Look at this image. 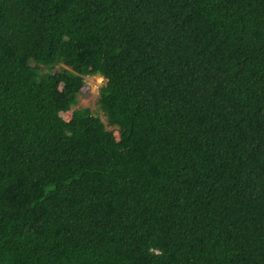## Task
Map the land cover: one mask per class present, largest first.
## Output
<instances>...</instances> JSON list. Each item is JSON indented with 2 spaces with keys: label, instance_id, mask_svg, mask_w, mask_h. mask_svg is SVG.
Wrapping results in <instances>:
<instances>
[{
  "label": "trees",
  "instance_id": "1",
  "mask_svg": "<svg viewBox=\"0 0 264 264\" xmlns=\"http://www.w3.org/2000/svg\"><path fill=\"white\" fill-rule=\"evenodd\" d=\"M0 264H264V0H0Z\"/></svg>",
  "mask_w": 264,
  "mask_h": 264
},
{
  "label": "rangeland",
  "instance_id": "2",
  "mask_svg": "<svg viewBox=\"0 0 264 264\" xmlns=\"http://www.w3.org/2000/svg\"><path fill=\"white\" fill-rule=\"evenodd\" d=\"M85 80L87 87H85L82 95H80L79 105L77 107H89L107 123L104 114L98 109L96 103L99 96V89L103 84V76L100 74L86 75ZM108 128L111 129L112 127L108 126Z\"/></svg>",
  "mask_w": 264,
  "mask_h": 264
}]
</instances>
